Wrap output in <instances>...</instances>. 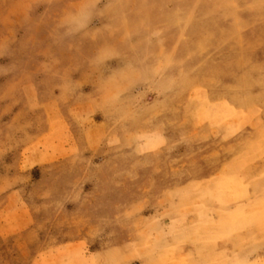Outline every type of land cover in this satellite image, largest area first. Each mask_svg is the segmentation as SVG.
Returning a JSON list of instances; mask_svg holds the SVG:
<instances>
[{
    "label": "rangeland",
    "instance_id": "obj_1",
    "mask_svg": "<svg viewBox=\"0 0 264 264\" xmlns=\"http://www.w3.org/2000/svg\"><path fill=\"white\" fill-rule=\"evenodd\" d=\"M0 264H264V0H0Z\"/></svg>",
    "mask_w": 264,
    "mask_h": 264
}]
</instances>
